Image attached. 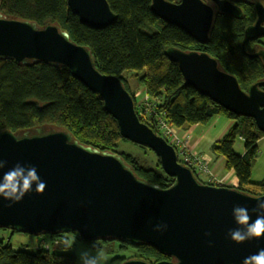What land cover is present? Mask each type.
Wrapping results in <instances>:
<instances>
[{"label": "water", "instance_id": "95a60500", "mask_svg": "<svg viewBox=\"0 0 264 264\" xmlns=\"http://www.w3.org/2000/svg\"><path fill=\"white\" fill-rule=\"evenodd\" d=\"M253 1L257 17L245 30V44L264 37V0H152L151 10L207 44L216 13L241 18L237 2ZM67 2L81 22L93 28H104L117 19L108 0ZM167 55L178 64L185 85L237 115L254 118L264 132V90L260 88L264 80L244 91L236 76L207 52L172 47ZM262 57L264 60V54ZM0 58L66 66L75 78L100 94L105 109L118 121L122 137L151 149L164 172L174 178L166 188L148 182L119 153L86 145L65 129L0 130V159L8 162L0 177L20 162L35 165L46 183L42 194L35 192L33 184V191L11 207L10 201L0 197V228L35 236L77 233L85 242L145 243L170 258L149 262L134 257L121 264H242L264 248V238L236 244L227 235L229 229L239 227L233 207H247L254 221L256 214L251 208L264 194L199 181L189 166L179 162L175 147L140 120L134 98L121 78L101 72L92 51L72 40L69 32L56 24L40 27L30 20L8 18L0 9ZM15 137H20V142ZM157 224H166V230L155 231Z\"/></svg>", "mask_w": 264, "mask_h": 264}, {"label": "trees", "instance_id": "16d2710c", "mask_svg": "<svg viewBox=\"0 0 264 264\" xmlns=\"http://www.w3.org/2000/svg\"><path fill=\"white\" fill-rule=\"evenodd\" d=\"M172 1L178 3L180 0ZM108 2L117 19L104 28H93L81 22L68 7L67 0H2L0 9L5 17L30 20L40 27L56 24L69 32L76 43L87 46L101 72L121 78L134 98L141 121L146 106L137 101L125 73L132 72L148 96L149 121L155 123L156 115L162 114L170 125L187 130L191 125L207 123L214 116L227 115L232 124L212 144V153L216 158L224 157L226 169L236 175L238 186L234 188L252 195L264 194V177L258 182L251 178L253 164L259 155L258 142L264 132L254 118L237 115L185 85L178 64L167 55L172 47L207 52L225 71L236 76L244 91H248L252 84L264 80L262 55H251L264 50V38L244 44L245 30L257 17L255 1L241 3V18L216 13L207 44L199 43L182 29L157 17L151 10L152 0ZM260 88L264 90V85ZM149 121L143 122L155 130ZM52 125L70 131L86 145L119 153L135 173L148 182L162 188L174 182L160 163L158 171L141 165L135 156L120 149L121 144L129 140L122 137L118 121L107 112L100 94L75 78L66 66L47 62L23 64L0 58V130L23 132L37 127L49 129ZM237 138L244 141L245 152L241 155L234 149ZM194 174L201 181L200 176ZM45 235L50 237V244L41 243L35 252L16 250L10 241H1L0 264H76V255L69 252L72 233ZM93 242L85 243L91 245ZM134 248L137 249L136 258L149 262L170 259L145 243ZM124 260L115 257L111 264H121Z\"/></svg>", "mask_w": 264, "mask_h": 264}, {"label": "rangeland", "instance_id": "374dc122", "mask_svg": "<svg viewBox=\"0 0 264 264\" xmlns=\"http://www.w3.org/2000/svg\"><path fill=\"white\" fill-rule=\"evenodd\" d=\"M124 75L128 79L131 91L136 94L137 101H142L145 93L143 92V87L139 86L136 76L132 72L125 73ZM230 123L231 120L227 115L220 114L212 117L207 123L196 124L191 127V130H188L192 134L191 145H194L197 150L205 152V154H207L210 158L213 157V160L211 159L212 161L209 162V168L211 172L216 176L224 175L228 170L226 169V166H224V158H220L219 161H216V157L212 153L211 143L221 138L228 131ZM51 128L59 129L53 125L51 126ZM183 131L184 130L179 129L178 133L182 135ZM188 131L187 133H189ZM198 143L199 146H197ZM258 144L259 155L253 164L251 175L252 180L255 182L262 180L264 177V137L258 142ZM120 149L135 156L141 165L156 168L158 171L160 170V162H158L159 158L151 149L132 143L130 141L126 142V144L122 143ZM234 149L237 154H243L245 147L244 141L241 138H237L235 140ZM221 162H223V165H220ZM208 176L209 175L203 174L200 176V180L207 183ZM230 176L233 179L235 177L233 173ZM72 234L73 235H69L71 238L70 242L72 244L69 252L76 255V264H83L80 256V253L82 252H88L91 257H96V255L99 254L100 257H97L98 264H111L112 259L115 257H117L118 259L137 257L134 256L135 254H137V249L134 248L136 245H128L117 240H114L112 242L95 241L90 245L80 240L78 234ZM1 241L3 243H7L8 241H10V244L16 250L22 249L30 252H35L41 243L50 244L51 240L50 237L45 234L39 236L22 232H15L14 234H12L10 230L0 229V242ZM121 244H123L122 247Z\"/></svg>", "mask_w": 264, "mask_h": 264}, {"label": "clouds", "instance_id": "9594fccd", "mask_svg": "<svg viewBox=\"0 0 264 264\" xmlns=\"http://www.w3.org/2000/svg\"><path fill=\"white\" fill-rule=\"evenodd\" d=\"M167 2V0H166ZM202 3H207V0H201ZM17 142H20V137H15ZM7 161L0 159V170L4 169ZM33 184L36 185L35 192L42 194L45 191L46 183L41 180L38 175L35 165H22L17 162L8 171L3 172L0 177V197L10 201L9 207L23 199V197L33 191ZM159 189L158 185L152 186ZM251 212L256 214V219L251 220L249 209L244 206L235 205L233 207V217L236 224L239 226L236 229L228 230V237L236 244L244 243L253 239L264 238V199L258 200L255 207L251 208ZM251 221V222H250ZM166 224H157L155 231L166 230ZM210 235V233H205ZM83 264H98L97 257H91L88 252L80 253ZM242 264H264V248H260L256 254L246 257Z\"/></svg>", "mask_w": 264, "mask_h": 264}, {"label": "built area", "instance_id": "2783aa9c", "mask_svg": "<svg viewBox=\"0 0 264 264\" xmlns=\"http://www.w3.org/2000/svg\"><path fill=\"white\" fill-rule=\"evenodd\" d=\"M142 105H145V112L143 121L148 122L147 115L150 114L151 104L147 95L144 96L141 101ZM156 122L149 121V124L154 126L155 130L159 135L163 136L170 144H172L178 155L179 162L189 166L193 172L197 175H209L211 176L210 181H214V184L223 185V181L218 179L210 170L209 162L210 159L206 154L199 153L194 150L191 145L190 135L187 132H182V135L178 133L179 129L170 125L164 115L157 114Z\"/></svg>", "mask_w": 264, "mask_h": 264}, {"label": "crops", "instance_id": "0c3cea01", "mask_svg": "<svg viewBox=\"0 0 264 264\" xmlns=\"http://www.w3.org/2000/svg\"><path fill=\"white\" fill-rule=\"evenodd\" d=\"M231 124L232 123H230L229 125L231 126ZM196 125V124H195ZM192 126H194V125H191L190 126V128L189 129H187V130H184L183 132H187L188 130H191V127ZM230 128V127H229ZM228 128V129H229ZM189 132V131H188ZM189 135H190V138H191V140H192V134L189 132L188 133ZM220 139V138H219ZM218 140V139H217ZM261 140V139H260ZM216 141V140H215ZM214 141V142H215ZM213 142V143H214ZM213 143H211V149H212V144ZM197 146H199V143H198V145ZM192 147L194 148L195 146L194 145H192ZM194 150L195 151H197V152H199V153H203V154H205V152H203V151H199V150H197L196 149V147L194 148ZM245 152V149H244V151H243V153ZM207 155V154H206ZM208 156V155H207ZM209 157V156H208ZM220 158H224V157H222V156H220V157H217L216 158V161H219L220 160ZM209 159H210V161H212L213 160V157H209ZM212 159V160H211ZM224 160H225V158H224ZM220 165H223V162H221L220 163ZM224 166H225V164H224ZM232 173H233V175L235 176L234 177V179L233 178H231V176L230 175H232ZM216 176V175H215ZM218 179H220V180H222L223 181V184L224 185H228V186H233V187H235V186H238V179H237V177H236V175L234 174V172L233 171H227V173H225L224 175H218V176H216Z\"/></svg>", "mask_w": 264, "mask_h": 264}, {"label": "flooded vegetation", "instance_id": "af4514ba", "mask_svg": "<svg viewBox=\"0 0 264 264\" xmlns=\"http://www.w3.org/2000/svg\"><path fill=\"white\" fill-rule=\"evenodd\" d=\"M240 6L242 5L241 3H245V2H237ZM248 3H250V2H248ZM260 38H264V37H260ZM258 39V38H257ZM257 39H255V40H257ZM254 40V39H253ZM264 50H259V51H256V52H254V53H251V55L252 54H261V55H263L264 53Z\"/></svg>", "mask_w": 264, "mask_h": 264}, {"label": "bare ground", "instance_id": "6f19581e", "mask_svg": "<svg viewBox=\"0 0 264 264\" xmlns=\"http://www.w3.org/2000/svg\"><path fill=\"white\" fill-rule=\"evenodd\" d=\"M67 4H68V2H67ZM69 7V6H68ZM215 11H216V9H215ZM217 12V11H216ZM230 16V15H229ZM131 142V141H130ZM133 143V142H132ZM209 180H211V176H208L207 177V181L209 182ZM210 182H212V181H210ZM213 184H214V181L212 182ZM214 185H216V184H214ZM217 185H220V184H217ZM128 245H130V244H128ZM132 246H134V245H132Z\"/></svg>", "mask_w": 264, "mask_h": 264}]
</instances>
